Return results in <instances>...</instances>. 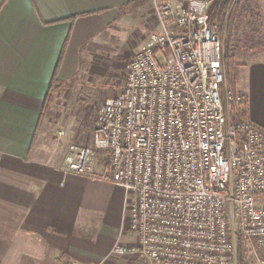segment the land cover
I'll return each mask as SVG.
<instances>
[{"label":"built area","instance_id":"2783aa9c","mask_svg":"<svg viewBox=\"0 0 264 264\" xmlns=\"http://www.w3.org/2000/svg\"><path fill=\"white\" fill-rule=\"evenodd\" d=\"M158 31L100 108L68 173L130 191L135 242L110 255L148 264H264V129L232 123L224 37L209 0H153ZM242 100L241 95L237 96Z\"/></svg>","mask_w":264,"mask_h":264},{"label":"crops","instance_id":"0c3cea01","mask_svg":"<svg viewBox=\"0 0 264 264\" xmlns=\"http://www.w3.org/2000/svg\"><path fill=\"white\" fill-rule=\"evenodd\" d=\"M152 1L0 0V264L124 263L110 253L136 238L132 194L104 179L98 154L96 178L65 171L70 148L90 146L92 134L56 139L58 118L43 107L56 68L61 87L110 27L128 25L130 10ZM239 75L249 121L263 130L264 60L248 61Z\"/></svg>","mask_w":264,"mask_h":264},{"label":"rangeland","instance_id":"374dc122","mask_svg":"<svg viewBox=\"0 0 264 264\" xmlns=\"http://www.w3.org/2000/svg\"><path fill=\"white\" fill-rule=\"evenodd\" d=\"M209 1L215 4V23L219 28L223 10L226 9V19L235 14L234 37L240 49L235 52V56L241 66L239 73L248 61L264 60V0H244L242 3L239 0ZM155 14L153 5L131 9L128 25L119 26L116 23L110 27L109 30L114 31L112 36L98 41L102 48L95 51L89 60H82L79 72L73 79L61 87L54 86L45 114L50 111L52 120L58 118L57 130L54 131L56 139L68 138L70 132H75L76 137L83 139L92 134L101 105L107 98L117 95L124 86L126 66L133 60L135 53L145 46L147 39L157 33ZM123 32L125 34L122 35ZM252 43L258 45L249 49ZM240 81L239 77L238 89L242 86ZM121 258H124L123 264H148L140 257Z\"/></svg>","mask_w":264,"mask_h":264},{"label":"trees","instance_id":"16d2710c","mask_svg":"<svg viewBox=\"0 0 264 264\" xmlns=\"http://www.w3.org/2000/svg\"><path fill=\"white\" fill-rule=\"evenodd\" d=\"M241 3L244 0H239ZM240 3V4H241ZM221 20H220V32L223 34L224 42H223V50H224V56H223V63L225 65V75H226V88H228V91L230 92L232 96V101L229 104V113H230V120L232 123H238V122H245L249 120V112H248V104L247 100L244 96L243 99L238 100L237 96L238 94V88L237 83L239 79V69L240 65L238 62H236V56L235 52L239 51V47L235 43V37H234V24H233V17L235 14H233L232 18H227V12L226 9L222 11ZM258 44H251L249 46V49H253ZM57 69V68H56ZM55 69L54 75L52 77V81H50V89L48 91V94L46 95L45 101H44V113L49 105V97L52 93V90L54 86L57 83L56 75L57 70ZM46 107V108H45ZM237 264H242L241 260L239 259Z\"/></svg>","mask_w":264,"mask_h":264}]
</instances>
